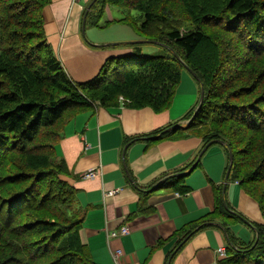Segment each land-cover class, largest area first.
Instances as JSON below:
<instances>
[{
    "label": "trees",
    "instance_id": "16d2710c",
    "mask_svg": "<svg viewBox=\"0 0 264 264\" xmlns=\"http://www.w3.org/2000/svg\"><path fill=\"white\" fill-rule=\"evenodd\" d=\"M48 1L13 0L6 4L0 0V51L18 59L31 86L38 88L37 99L29 102H23L15 93L0 92V164L8 162L13 153H37L43 158L31 164L36 173L31 178H50L51 170L64 175V163L55 156L54 146L59 138L58 125L65 114L96 105L113 107L118 97L124 98L128 107L160 112L170 105L180 71L186 66L203 90L202 100L186 116L190 120L187 131L196 133L202 127L206 130L201 138L202 149L218 145L225 150L229 161L225 181L238 182L258 204L263 218V224L251 227L256 236L252 244L238 241L229 227L243 219L226 206L223 190L217 189L211 217L222 221L207 223L225 231L227 252L231 254L228 264H264V70L255 61L264 55V0H221L217 6L210 2L213 9L209 3L205 7L196 0H177L184 17L192 24L186 33L171 29L170 21L176 18L174 0H96L86 13L84 28L97 26V17L106 5L128 8L119 5L124 1L130 4V10L141 14L139 25L134 27L147 43L115 44L112 47L129 48L131 56L108 59L98 75L84 83H74L66 76L46 44L41 11ZM162 28L167 30L162 38L148 37ZM22 41H34V46L18 51L17 44ZM238 42L245 44L241 56L235 54ZM144 44L156 45L163 53L144 54ZM6 73L0 70V75ZM43 129L52 131L51 140L37 144ZM173 130H158L149 139H164ZM181 171L175 172L178 176L171 174L155 180L146 189L166 186L178 191L176 182L182 178ZM49 182L52 187V180ZM55 182L67 195L68 210L77 217L65 230L59 228L42 239L37 258L61 253L54 263L74 264L79 260L82 264H94L80 240L83 214L72 208L73 190L61 180ZM37 189L29 184L2 200L7 222L15 221L23 210L43 209L47 201L60 203L50 196L52 190ZM187 239L184 236L181 242Z\"/></svg>",
    "mask_w": 264,
    "mask_h": 264
},
{
    "label": "crops",
    "instance_id": "0c3cea01",
    "mask_svg": "<svg viewBox=\"0 0 264 264\" xmlns=\"http://www.w3.org/2000/svg\"><path fill=\"white\" fill-rule=\"evenodd\" d=\"M93 1L49 0L41 11L46 44L74 83L92 80L108 59L132 54L127 47H112V41L94 32L84 38V13ZM107 7L90 29H104L108 24L135 26L124 18L100 26L98 20ZM180 72L165 110L134 109L126 103L96 105L60 120L55 156L65 166L61 181L73 190L72 208L83 214L79 236L94 264H115L116 260L119 264H228L231 254L225 231L207 223L217 189L223 190L226 206L243 219L229 227L238 241L252 244L256 236L251 227L263 224L258 204L238 182L225 181V150L218 145L203 150L201 136L187 131L186 116L196 107L200 88L185 69ZM165 128L179 130L161 140L149 139ZM179 170L178 191L166 186L146 189L159 178L178 176ZM89 172L96 176L86 178ZM124 227L127 236L109 238ZM184 236L188 239L181 242ZM221 248L226 249L224 257L217 253ZM116 251H120L117 258Z\"/></svg>",
    "mask_w": 264,
    "mask_h": 264
},
{
    "label": "rangeland",
    "instance_id": "374dc122",
    "mask_svg": "<svg viewBox=\"0 0 264 264\" xmlns=\"http://www.w3.org/2000/svg\"><path fill=\"white\" fill-rule=\"evenodd\" d=\"M11 1L13 0H5L6 4ZM197 1L202 2V4L204 3L205 7H207L206 3H209V6L212 9L214 7L210 5V2L216 6L221 2V0H196V2ZM119 5H126L128 8L108 5L107 11H105L98 20L100 26L105 25L110 20L118 21L122 18H124V20H122L124 22L139 25L138 23L141 20V14L135 10H130V4H126L124 1H121ZM94 8L96 11L98 6L95 4ZM172 8L176 14V18L170 21L172 24L171 29H176L180 33H186L192 28V24L184 17L183 7L181 8L180 3L177 0H174ZM127 26L121 24H108L104 29H95L94 31L87 26L83 30V35L85 38L89 36L90 32H94L100 38L112 41L110 44L143 42V40L128 41L127 39L139 37V35L133 31L134 27ZM203 26H205V24ZM165 33H167V30L162 28L159 30V33L148 37L151 39H160L165 36ZM167 43L169 44V42ZM32 45L34 46V41L18 42L17 50L23 52L26 48H30ZM238 45V50L235 54L236 56L237 54L241 56L245 53V44L238 42ZM142 48L144 54L156 55L161 52L163 53L162 49L156 45H143ZM255 61L258 63V68L260 66L264 70V55H260ZM0 70L7 72L4 75H0V92L15 93L19 98L23 99V102L37 99L38 88L31 86L30 77L26 71L23 72V67L18 59H13L9 55L0 51ZM115 102L116 105H125L126 103L125 99L122 97H118ZM8 107L9 106H4L3 108ZM187 121L188 120H186V122ZM50 132H52L50 129H43L42 137H40L36 143H48L51 140ZM195 132L202 138L205 136L206 130L200 127L197 128ZM42 158L43 157L37 153H29L24 156L13 153L12 156L9 157L8 162H5L2 165L0 164V264H61V262L54 263L60 257L58 254L61 253L37 258V251L40 246L39 243L43 238L48 237L49 234H52L57 229L60 228L61 230H65L68 226L73 224V220L77 216H74V214L68 210L69 207H67L68 204L65 201L67 195H65V191L62 190V187L55 182V179H58V181L61 180V177H63L61 173L57 172V170H51L50 178H44L43 176L39 177V175L32 176L31 178V175L36 174L31 168V164ZM47 171L49 172V169H47ZM53 176H55L54 180ZM50 180L53 182L52 187H49L51 186V183L49 182ZM29 184L36 189L38 188L37 191L47 190L49 192V190H52L50 196H53L55 200L60 203L56 204L52 201H47L43 209L36 207L29 211L23 210L17 215V217H15L16 219L14 218L15 221L7 222L1 208L2 200L8 198L9 195L15 191L26 189ZM63 201L66 204H64ZM210 220L215 222L222 221V219L218 217H211ZM57 244L58 242H56V245ZM74 264L82 263L81 261L79 262V260H76Z\"/></svg>",
    "mask_w": 264,
    "mask_h": 264
},
{
    "label": "built area",
    "instance_id": "2783aa9c",
    "mask_svg": "<svg viewBox=\"0 0 264 264\" xmlns=\"http://www.w3.org/2000/svg\"><path fill=\"white\" fill-rule=\"evenodd\" d=\"M95 176H96V174L94 172H89L85 175L86 178H93ZM127 235H128V229L126 227H124V228L119 229L118 232H111L109 234V238L112 239V238L127 236ZM225 251H226L225 248H221V249L217 250V253L220 256L224 257ZM114 255L117 258L118 256H120V251H116ZM115 264H119L117 260L115 261Z\"/></svg>",
    "mask_w": 264,
    "mask_h": 264
},
{
    "label": "water",
    "instance_id": "95a60500",
    "mask_svg": "<svg viewBox=\"0 0 264 264\" xmlns=\"http://www.w3.org/2000/svg\"><path fill=\"white\" fill-rule=\"evenodd\" d=\"M96 1V0H95ZM94 1V2H95ZM93 2V3H94ZM88 11V10H87ZM87 11L85 12V15H84V18H83V22H82V27L84 28V21H85V16H86V13H87ZM141 43H147V42H141ZM128 44H130V43H128ZM130 52H128V53H126L125 55H128ZM184 69L195 79V80H197V78H196V76L186 67V66H184ZM202 98H203V90L201 89L200 90V97H199V101H201L202 100Z\"/></svg>",
    "mask_w": 264,
    "mask_h": 264
}]
</instances>
